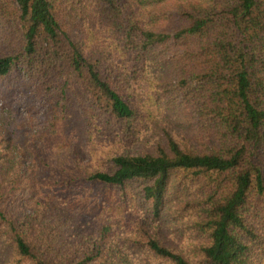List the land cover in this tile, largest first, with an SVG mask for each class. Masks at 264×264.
<instances>
[{
    "label": "trees",
    "instance_id": "1",
    "mask_svg": "<svg viewBox=\"0 0 264 264\" xmlns=\"http://www.w3.org/2000/svg\"><path fill=\"white\" fill-rule=\"evenodd\" d=\"M1 82L0 264H264V0H0Z\"/></svg>",
    "mask_w": 264,
    "mask_h": 264
},
{
    "label": "rangeland",
    "instance_id": "2",
    "mask_svg": "<svg viewBox=\"0 0 264 264\" xmlns=\"http://www.w3.org/2000/svg\"><path fill=\"white\" fill-rule=\"evenodd\" d=\"M76 36V35H75ZM0 86H3L4 88H7L8 86H12L11 84H9L8 82H1L0 83ZM13 87H15V84L13 85ZM6 90V89H5ZM15 91H17V89H15ZM3 99H2V97H0V108H1V104H3ZM80 114L78 113V111H76L75 112V117L76 118H80V116H79ZM25 117V116H24ZM25 118H27V117H25ZM79 121H80V119H79ZM79 121L77 122V124H79ZM29 124H30V130H28L27 131V135H30L31 133H33L34 131H35V129H36V126H37V118L36 117H32V120H29V122H28ZM76 123V122H75Z\"/></svg>",
    "mask_w": 264,
    "mask_h": 264
}]
</instances>
